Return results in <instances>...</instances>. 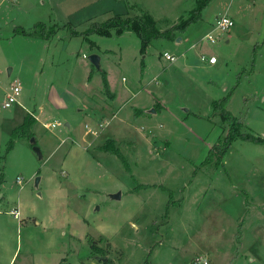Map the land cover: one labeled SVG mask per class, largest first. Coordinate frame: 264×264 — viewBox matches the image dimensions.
Returning a JSON list of instances; mask_svg holds the SVG:
<instances>
[{"label": "rangeland", "instance_id": "rangeland-1", "mask_svg": "<svg viewBox=\"0 0 264 264\" xmlns=\"http://www.w3.org/2000/svg\"><path fill=\"white\" fill-rule=\"evenodd\" d=\"M196 7L0 0V264H264V142L235 139L203 164L228 130L215 101L264 140V0H208L143 53L133 31L82 35L116 17L163 32ZM15 82L18 104L3 109ZM29 117L40 160L18 132Z\"/></svg>", "mask_w": 264, "mask_h": 264}, {"label": "trees", "instance_id": "trees-1", "mask_svg": "<svg viewBox=\"0 0 264 264\" xmlns=\"http://www.w3.org/2000/svg\"><path fill=\"white\" fill-rule=\"evenodd\" d=\"M207 4H208V0H203L202 2L200 0H197V7L191 12V16L185 22H183L179 26H171L170 28H168L163 32L155 31L152 28L151 24L146 23L144 20L140 19L139 17L133 19H124V20L119 17H116L114 19L106 21L103 24L92 25L82 35L97 33L103 36L104 35L108 36V30L112 28L116 29L117 34H120L124 31H133L136 33V35L139 37L141 41V53H143L146 45L151 40L156 38L174 39L175 32L177 31L182 32L184 31V29H186V27L189 24L198 21L200 19L201 10ZM33 34L36 35L34 32L31 33V35ZM74 34L77 35V33ZM46 36L47 35H43L44 38H48ZM103 83L105 90L108 92L109 89L108 83L105 78ZM225 99L226 98L213 102L212 106L215 110L220 111L219 116H221L223 123L228 125V130L224 138L219 140V142L209 150L208 156L203 163L205 165H210L214 157H216V165H217L220 161V158L224 155L225 150L228 148L230 143L235 139H242L246 141H251L253 143H261V144L264 142V140H262L261 138L243 132L244 129L243 120L240 117H235L231 115L223 108ZM35 122H36L35 119L31 117L27 118L25 124L19 128L18 132H24L25 134H27L28 138L33 137V134L30 131L32 126L35 124ZM119 159L124 163V159L122 157H119ZM125 167H128L127 164H125Z\"/></svg>", "mask_w": 264, "mask_h": 264}, {"label": "built area", "instance_id": "built-area-1", "mask_svg": "<svg viewBox=\"0 0 264 264\" xmlns=\"http://www.w3.org/2000/svg\"><path fill=\"white\" fill-rule=\"evenodd\" d=\"M215 28L219 31H228L230 30V28L233 27V21L231 18H229L227 15H223L219 18H217L216 20V23H215ZM207 38L209 40H211V42H214V39L211 38L210 35L207 36ZM163 59L170 62V63H174L177 59L175 56L173 55H170L168 53H164L162 55ZM201 61L202 62H205L209 65H214L216 64L217 60L214 56H210V57H205V56H201ZM19 93H20V86H19V83L15 82L13 85L10 86V92H8L5 97H4V100H3V109H9L12 107V105L14 104H18V100H17V97L19 96ZM45 128L49 129L50 127L51 128H54V127H57L59 126L58 123H53V124H48V125H44ZM17 184L18 185H21L22 183V180L21 179H17ZM14 216V218H17V212L13 211L11 212ZM190 264H209L208 262V259L205 257V256H195Z\"/></svg>", "mask_w": 264, "mask_h": 264}, {"label": "water", "instance_id": "water-1", "mask_svg": "<svg viewBox=\"0 0 264 264\" xmlns=\"http://www.w3.org/2000/svg\"><path fill=\"white\" fill-rule=\"evenodd\" d=\"M88 60L90 61L91 65H93L95 67V69L97 71L100 70V59H99V57L97 55H90L88 57ZM149 112L152 113V114L155 113V111L153 109L149 110ZM29 143L32 146V149L35 152V154L37 155L38 159L40 160L42 158V155H41V152H40L39 148L36 146L35 138L31 137ZM39 182H40V178L36 177L35 180H34V187L36 189L39 186ZM119 197H120L119 194L115 195V198H119Z\"/></svg>", "mask_w": 264, "mask_h": 264}, {"label": "crops", "instance_id": "crops-1", "mask_svg": "<svg viewBox=\"0 0 264 264\" xmlns=\"http://www.w3.org/2000/svg\"><path fill=\"white\" fill-rule=\"evenodd\" d=\"M204 63H205V62H204ZM216 64H217V62H216ZM216 64H214V65H216ZM208 65H209V64H208ZM214 65H211V66H214ZM122 81H124V79H122ZM107 83H108V81H107ZM108 86H109V84H108ZM65 126H66L67 128L70 127L69 124H66ZM57 127H58V126H57ZM85 127H87V129L90 130V129H89V126H85ZM54 128H56V127H54ZM61 142H64V143H65L66 141L62 140ZM13 218H14V217H13ZM14 219H15V218H14ZM15 220H17V219H15ZM12 259H13V258H11L9 264H11Z\"/></svg>", "mask_w": 264, "mask_h": 264}]
</instances>
